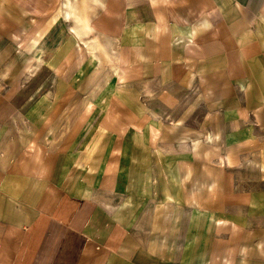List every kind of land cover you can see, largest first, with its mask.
<instances>
[{"label":"crops","instance_id":"0c3cea01","mask_svg":"<svg viewBox=\"0 0 264 264\" xmlns=\"http://www.w3.org/2000/svg\"><path fill=\"white\" fill-rule=\"evenodd\" d=\"M0 264H264V0H0Z\"/></svg>","mask_w":264,"mask_h":264},{"label":"rangeland","instance_id":"374dc122","mask_svg":"<svg viewBox=\"0 0 264 264\" xmlns=\"http://www.w3.org/2000/svg\"><path fill=\"white\" fill-rule=\"evenodd\" d=\"M209 121L207 120V122L206 123H208ZM214 143H215V141H214Z\"/></svg>","mask_w":264,"mask_h":264}]
</instances>
